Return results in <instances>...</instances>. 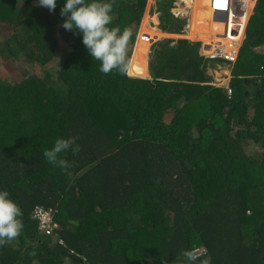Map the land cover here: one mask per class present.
I'll use <instances>...</instances> for the list:
<instances>
[{"label":"trees","instance_id":"obj_1","mask_svg":"<svg viewBox=\"0 0 264 264\" xmlns=\"http://www.w3.org/2000/svg\"><path fill=\"white\" fill-rule=\"evenodd\" d=\"M173 1L155 0V29L142 22L147 0H115L109 27L132 31L129 68L105 75L82 33L61 27L66 0L53 12L0 0V190L23 212L0 264H182L193 248L212 264H264V0L229 64L230 94L208 72L223 59L200 56V42L157 40L185 25ZM224 7L192 0L186 37L215 40ZM71 137L81 150L64 155L77 166L47 163L43 151ZM36 206L54 211L50 234Z\"/></svg>","mask_w":264,"mask_h":264},{"label":"clouds","instance_id":"obj_2","mask_svg":"<svg viewBox=\"0 0 264 264\" xmlns=\"http://www.w3.org/2000/svg\"><path fill=\"white\" fill-rule=\"evenodd\" d=\"M114 5L115 0H66L60 9V16L64 18L61 27L82 33L83 45L93 60L100 61L99 71L105 75L114 70L126 74L129 68L127 48L132 31L127 27L123 30L119 26L109 27ZM38 6L53 12L57 5L56 0H38ZM76 140V137L57 138L51 148L43 151L46 162L66 172L76 167V161H69L64 155L69 152L72 156L79 154L81 148ZM9 195L8 191L0 190V247L16 240L23 230V212ZM179 255L182 264H212L206 249L183 250ZM160 259L161 264H168L164 257Z\"/></svg>","mask_w":264,"mask_h":264},{"label":"built area","instance_id":"obj_3","mask_svg":"<svg viewBox=\"0 0 264 264\" xmlns=\"http://www.w3.org/2000/svg\"><path fill=\"white\" fill-rule=\"evenodd\" d=\"M217 2L224 3L225 7L223 9V20L221 23H218V27L222 29L220 33L217 34L218 37H221L223 33L228 35V31L231 34V38L237 37L239 38L241 34V39L239 41H233L231 39V42L227 44V42L220 41L221 38H216L215 40H212L210 42L203 43L202 40H200L201 44V50L202 52L209 58V59H223L226 62H229L233 64L236 61L237 54L239 47L241 45L245 28L247 25V22L249 20V17L247 20L242 22L239 17L240 12L242 11L243 5L253 2V5H255L256 0H216ZM214 5L218 8V4L214 1ZM254 7V6H253ZM253 9V8H252ZM212 11V8L210 6V12ZM214 20H211L210 23L214 22ZM214 26V23H213ZM203 47H209L206 50L203 49ZM227 91V94L231 93V90L229 89L228 85L224 87ZM53 213L54 211L52 208H44L42 206H36L32 211V219H34L37 222L38 230L44 234H50L53 229H55L57 226L54 223L53 220ZM60 243L62 244V241L60 240Z\"/></svg>","mask_w":264,"mask_h":264},{"label":"rangeland","instance_id":"obj_4","mask_svg":"<svg viewBox=\"0 0 264 264\" xmlns=\"http://www.w3.org/2000/svg\"><path fill=\"white\" fill-rule=\"evenodd\" d=\"M173 2H172V6L173 7L181 5V3L178 2V0H174ZM252 8H254V7H252ZM182 9H183V7L179 11V16L185 17V13H183ZM153 11H154V0H147L146 6H145V10H144V13H143V17H142V22L144 21V19L146 17V19H147V27L148 28H155L156 27V25H155L156 21H157L156 20V14ZM241 13H242V18H240V19L243 22L244 21V16L247 14V4L243 5ZM178 20H180V19H178ZM186 21L187 20L185 19L184 20V24L186 23ZM163 38H173V39H175L177 37H175V35H173V36H163V37L158 38L157 40L163 39ZM150 46H151V44H150ZM149 47H148V50H147L146 66H147V62H148ZM9 64H10V66H12V68H10L8 66H5V67L3 66V69H5L8 72V74H6V77L8 79L12 80L13 79L12 76H19L21 74V70H19L18 67H17V65L19 64V61L17 62V60H13V61L11 60L8 63H6V65H9ZM208 64L211 66L210 69L208 70V72L210 71L209 75L212 76L211 78L215 79V80L212 79L211 83H213L217 87H222V88H224L226 85H228L229 79L231 77L230 76V69H229L230 65L228 63H226L225 61H222V60H213V61L209 60ZM27 71L29 73L32 72L31 70H29V68L27 69Z\"/></svg>","mask_w":264,"mask_h":264},{"label":"crops","instance_id":"obj_5","mask_svg":"<svg viewBox=\"0 0 264 264\" xmlns=\"http://www.w3.org/2000/svg\"><path fill=\"white\" fill-rule=\"evenodd\" d=\"M178 2L179 3H181V5L180 6H178L177 7V9H175V11H176V17H178L179 16V11L181 10V8L183 7V13H185V19L187 20L186 21V23H185V25H184V27L182 28V31L180 32V34H172V35H175V37H177V38H175V40L176 39H182V40H186V41H188V42H200V40H192V39H190V38H188V37H186V35H187V27H188V25H189V21H190V17H191V13H186L184 10H186V8L189 6V4L192 2V0H189V1H187V0H178ZM186 5V6H185ZM155 14H156V16H157V11H156V5H155V0H154V11H153ZM179 17H183V16H179ZM156 20H157V18H156ZM157 23H158V20L156 21V26H157ZM155 29H157L156 27H155ZM201 43V42H200ZM203 43L205 44L206 42H204L203 41ZM202 44V43H201ZM203 46V45H202ZM201 45H200V47H199V50H198V53H199V55L200 56H205L206 58H207V56L202 52V50H201V47H202ZM203 49H207V48H205V47H203ZM227 63V62H226ZM228 64H230V65H232L231 63H228ZM146 71H147V66H146Z\"/></svg>","mask_w":264,"mask_h":264},{"label":"bare ground","instance_id":"obj_6","mask_svg":"<svg viewBox=\"0 0 264 264\" xmlns=\"http://www.w3.org/2000/svg\"><path fill=\"white\" fill-rule=\"evenodd\" d=\"M248 8H249V3L247 4V14L244 16V23L247 20V18L249 17V15L251 14V12H252V8L250 10H248ZM239 15L241 16L240 18H242V13L241 12H240ZM134 52H135V50H134ZM134 52H133V54H134Z\"/></svg>","mask_w":264,"mask_h":264},{"label":"water","instance_id":"obj_7","mask_svg":"<svg viewBox=\"0 0 264 264\" xmlns=\"http://www.w3.org/2000/svg\"><path fill=\"white\" fill-rule=\"evenodd\" d=\"M205 48H209V47H205Z\"/></svg>","mask_w":264,"mask_h":264}]
</instances>
